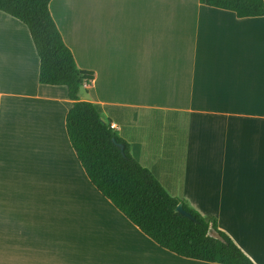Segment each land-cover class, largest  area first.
Here are the masks:
<instances>
[{
    "label": "crops",
    "instance_id": "crops-1",
    "mask_svg": "<svg viewBox=\"0 0 264 264\" xmlns=\"http://www.w3.org/2000/svg\"><path fill=\"white\" fill-rule=\"evenodd\" d=\"M79 99L168 194L264 264V16L199 0H50ZM28 28L0 11V264H221L172 253L90 182L64 85L38 81Z\"/></svg>",
    "mask_w": 264,
    "mask_h": 264
},
{
    "label": "trees",
    "instance_id": "trees-1",
    "mask_svg": "<svg viewBox=\"0 0 264 264\" xmlns=\"http://www.w3.org/2000/svg\"><path fill=\"white\" fill-rule=\"evenodd\" d=\"M50 0H0V11L29 30L39 58L38 81L64 85L72 100L65 116L69 142L92 185L160 247L179 256L221 264H255L216 219L203 216L181 198L167 193L152 173L136 161L128 143L103 119L99 104L79 99L91 83V70L77 66L49 11ZM235 12L237 17L264 16V0H199ZM123 144V151L112 141ZM191 220L175 211L178 203ZM211 225L217 236L208 234Z\"/></svg>",
    "mask_w": 264,
    "mask_h": 264
},
{
    "label": "water",
    "instance_id": "water-1",
    "mask_svg": "<svg viewBox=\"0 0 264 264\" xmlns=\"http://www.w3.org/2000/svg\"><path fill=\"white\" fill-rule=\"evenodd\" d=\"M112 141L115 142L121 149V151H123V144L122 143H118L116 142L115 138H112ZM175 211L184 215L185 217L191 219V220H195V217L186 209L183 208L182 203H178L175 207ZM208 234L212 235V236H217L216 232L213 230V228L211 227V225L208 227Z\"/></svg>",
    "mask_w": 264,
    "mask_h": 264
},
{
    "label": "built area",
    "instance_id": "built-area-1",
    "mask_svg": "<svg viewBox=\"0 0 264 264\" xmlns=\"http://www.w3.org/2000/svg\"><path fill=\"white\" fill-rule=\"evenodd\" d=\"M110 128L114 129V128H115V126H114L113 124H110Z\"/></svg>",
    "mask_w": 264,
    "mask_h": 264
}]
</instances>
